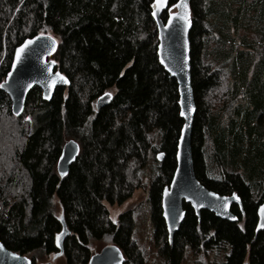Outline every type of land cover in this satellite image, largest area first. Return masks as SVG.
<instances>
[{"label": "trees", "instance_id": "16d2710c", "mask_svg": "<svg viewBox=\"0 0 264 264\" xmlns=\"http://www.w3.org/2000/svg\"><path fill=\"white\" fill-rule=\"evenodd\" d=\"M154 1L0 0V84L15 48L39 33L58 40L52 58L70 81L49 101L34 86L19 116L0 88V241L34 264L59 252L66 264H88L96 242L117 245L125 264H146L133 211L113 222L106 203L121 204L141 188L152 153V239L165 264H183L187 250L202 259L224 250V264H264V230L256 233L264 199V0H188L194 171L208 189L238 194L242 206L232 207L239 219L230 222L208 210L198 217L184 203L172 244L162 193L177 166L183 120L177 82L158 59ZM180 2L169 0L163 20ZM249 29L251 39L239 35ZM253 55L261 64L249 77ZM107 91L111 101L97 108ZM69 139L80 151L62 178L57 163ZM63 224L70 234L60 248Z\"/></svg>", "mask_w": 264, "mask_h": 264}, {"label": "water", "instance_id": "95a60500", "mask_svg": "<svg viewBox=\"0 0 264 264\" xmlns=\"http://www.w3.org/2000/svg\"><path fill=\"white\" fill-rule=\"evenodd\" d=\"M188 3L181 0L180 4ZM169 0H165L164 6L152 5V17L158 31V59L165 71L173 77L178 85L180 117L183 120L177 151V166L169 185L162 193V211L168 232V240L172 244L175 233L179 230L184 218V203L190 204L196 215L200 217L202 210H208L217 217L237 222L238 216L232 207L242 206L238 194H220L205 187L196 177L192 155V129L196 112V103L192 87L191 46L190 31L192 20L190 10L177 6L175 11L170 10L166 20L162 14L168 8ZM153 12L156 14L153 15ZM187 16V22L181 17ZM171 16V22L169 17ZM32 43L24 48L17 59V49L24 45L25 41ZM53 41L55 45L53 46ZM58 48V40L49 33H39L26 38L14 50L13 60L6 78L0 85L11 99V108L14 115L22 114L29 91L38 86L42 90L45 100H51L57 87L68 86V77L57 68V62L52 58ZM161 60L164 63H161ZM54 62V63H53ZM171 69V71L169 70ZM59 73L63 79L56 76ZM66 81V82H65ZM106 93L110 95H105ZM113 97L109 91L103 93L96 101V107L107 105ZM184 115H181V112ZM80 146L74 139L65 142L57 163V172L60 177L67 175L70 165L79 154ZM163 152L157 153V159L162 161ZM63 173V175L61 174ZM167 190V195L165 191ZM264 199L257 209L258 221L256 233L264 230ZM235 217V219H233ZM70 231L63 224L60 233L59 247L63 239ZM0 264H34L26 255L8 249L0 241ZM62 254L61 252H59ZM88 264H125V256L122 250L115 244H106L100 251L95 252L89 259Z\"/></svg>", "mask_w": 264, "mask_h": 264}, {"label": "rangeland", "instance_id": "374dc122", "mask_svg": "<svg viewBox=\"0 0 264 264\" xmlns=\"http://www.w3.org/2000/svg\"><path fill=\"white\" fill-rule=\"evenodd\" d=\"M175 11V10H173ZM252 29L240 31V36H246V38L251 39ZM241 46V44H240ZM240 48L239 46L237 47ZM261 58L264 57V49L258 51ZM255 55H253L254 57ZM261 58L255 56V61L252 65V69L249 72V77L252 74V70L256 71L259 70V65L261 64ZM242 95V100L246 99V95ZM240 95V96H241ZM241 100V101H242ZM246 106V104H245ZM264 125V124H263ZM156 139L155 146H158L159 143ZM156 155V153H155ZM210 166L213 171H217L218 163L213 160V158L209 159ZM158 173L157 162L153 153L150 156V162L144 170L143 174V184L141 188H138L134 191L133 195L126 201L121 204H109L106 203L107 208L110 213V217L113 221H116L120 214L127 211L132 210L133 216L135 220V237L138 241V244L142 246L147 261L146 264H165L163 258L158 252L155 244L153 243L152 239V232L153 226L150 218V205L148 201V190H149V183L150 181L156 176ZM57 214L60 215L59 205H57ZM106 244L104 242H96V252L100 251L103 246ZM226 251L224 250H214L213 252L209 253L207 257L204 259L200 257H196L193 252L187 250L183 264H224ZM35 264H66V258L64 255L60 253H51L48 255L40 254L38 255V260Z\"/></svg>", "mask_w": 264, "mask_h": 264}, {"label": "snow or ice", "instance_id": "6c2138e0", "mask_svg": "<svg viewBox=\"0 0 264 264\" xmlns=\"http://www.w3.org/2000/svg\"><path fill=\"white\" fill-rule=\"evenodd\" d=\"M164 3H165V0H156V4H157L158 6H160V7H163V6H164ZM179 6L185 8V9L187 8L186 3H182V4L179 5ZM155 14H156V13L153 12V15H155ZM181 18L184 19L185 22H187V16H186V15L183 16V17H181ZM169 22H171V16L169 17ZM31 43H32L31 40L25 41L24 45H22L21 48L17 49V59L20 58V54H21V52L24 50V48L27 47L28 45H30ZM54 45H55V41H53V46H54ZM53 63H54V62H53ZM161 63H164V61L161 60ZM169 70L171 71V69H169ZM56 76L59 77L60 79H63V77H61L59 73H57ZM65 82H66V81H65ZM0 87H3V85H0ZM105 95H110V94L106 93ZM184 114H185V113L182 111V112H181V115H184ZM26 119H29V118L26 117ZM61 174L63 175V173H61ZM165 195H167V190L165 191ZM262 211H264V209H262ZM233 219H235V217H233ZM113 222H115V221H113ZM59 239H60V234H58V236H57V244H59ZM0 247H2V245H0Z\"/></svg>", "mask_w": 264, "mask_h": 264}]
</instances>
